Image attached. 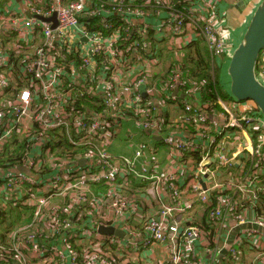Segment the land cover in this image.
<instances>
[{"label":"built area","instance_id":"2783aa9c","mask_svg":"<svg viewBox=\"0 0 264 264\" xmlns=\"http://www.w3.org/2000/svg\"><path fill=\"white\" fill-rule=\"evenodd\" d=\"M260 1L0 0V156L22 144L20 163L0 169V215L22 210L0 235V264L264 254V116L250 100L187 90L181 55L203 40L213 62L230 58V6L247 3L251 17ZM212 203L204 223L197 212ZM243 224L257 228L223 255Z\"/></svg>","mask_w":264,"mask_h":264},{"label":"water","instance_id":"95a60500","mask_svg":"<svg viewBox=\"0 0 264 264\" xmlns=\"http://www.w3.org/2000/svg\"><path fill=\"white\" fill-rule=\"evenodd\" d=\"M40 19L45 20L43 17ZM49 20L54 22V26L57 24L55 15ZM262 59L264 62V0H261L255 7L227 67L231 96L240 101H252L264 116V84L257 77V69ZM177 92L178 90L175 91V94ZM155 138L160 139V137ZM21 171L28 172L23 167H21ZM252 227L257 228V225L243 224L234 227L227 237L222 254H228L240 230ZM261 229L264 231V228ZM100 232L126 236L123 231L114 227H101Z\"/></svg>","mask_w":264,"mask_h":264},{"label":"trees","instance_id":"16d2710c","mask_svg":"<svg viewBox=\"0 0 264 264\" xmlns=\"http://www.w3.org/2000/svg\"><path fill=\"white\" fill-rule=\"evenodd\" d=\"M181 55L183 57L182 66L185 70L184 75L187 81V90L192 87L201 90L203 94L200 95V99L204 102L209 100L215 101L218 95L232 97L231 94H229V89L226 91L227 86L221 80L220 68L222 67V63L216 64V62L212 61L203 40L196 41L190 46L182 49ZM173 56L174 53H170L167 56V60L171 59ZM174 63L175 62H172V65H174ZM169 75V72H167L162 79L156 78L154 80H159V83H162ZM15 143L13 149L0 156V169L13 168L22 160V144H18V142ZM214 205L215 204L212 203L205 207L204 223L206 222V214L208 215ZM21 214L22 210H20L18 206L15 208L11 206L5 209L0 215L2 220V224H0V235L6 234V232L11 230L15 225L21 224L22 221L16 218L17 215L21 216Z\"/></svg>","mask_w":264,"mask_h":264},{"label":"crops","instance_id":"0c3cea01","mask_svg":"<svg viewBox=\"0 0 264 264\" xmlns=\"http://www.w3.org/2000/svg\"><path fill=\"white\" fill-rule=\"evenodd\" d=\"M231 1V0H229ZM227 5H229L227 3ZM251 8V6H248L247 3H241L238 5L233 6V8L230 6V13L233 16L234 19V25L236 27L235 29V44L237 46V44L239 43V41L241 40L244 30L247 27V21L250 18V14L248 11ZM236 19V20H235ZM248 19V20H247ZM125 137V134L124 136ZM155 137L158 136H153V134L151 133H146V135L141 136L140 138L147 140L150 144L153 145H159L161 143V138L157 139ZM128 151L126 148L122 151V152H126ZM198 215L201 216V220H203L204 215H205V211H198L197 212ZM207 214H206V219H207ZM260 250H256V249H251V248H245L242 251V257H241V264H263V262H261L262 260H264V257L261 255ZM219 263L218 264H231L232 262H230L227 258H217ZM233 264V263H232Z\"/></svg>","mask_w":264,"mask_h":264},{"label":"rangeland","instance_id":"374dc122","mask_svg":"<svg viewBox=\"0 0 264 264\" xmlns=\"http://www.w3.org/2000/svg\"><path fill=\"white\" fill-rule=\"evenodd\" d=\"M251 10H252V6H251V8L249 9V13H251ZM236 20V19H235ZM229 61H230V58L229 57H224L223 59H222V67L220 68L221 70V72H220V74H221V80L225 83V85L227 86V88H226V91L229 89V87H230V79H229V76H228V74H227V67H228V64H229ZM215 62H216V64H219V60L218 59H216L215 60ZM260 63H262V60L260 61ZM229 94H230V90H229ZM223 96V95H222ZM224 98H226L225 96H223ZM263 257H264V254L262 255Z\"/></svg>","mask_w":264,"mask_h":264}]
</instances>
